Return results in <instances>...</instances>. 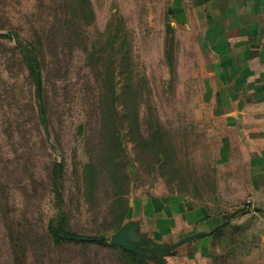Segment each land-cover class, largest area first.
I'll list each match as a JSON object with an SVG mask.
<instances>
[{"label":"rangeland","instance_id":"rangeland-1","mask_svg":"<svg viewBox=\"0 0 264 264\" xmlns=\"http://www.w3.org/2000/svg\"><path fill=\"white\" fill-rule=\"evenodd\" d=\"M89 5L0 0V264H132L109 237L135 223L164 246L225 224L172 250L165 264H264V212L251 201L242 153L208 106L196 33L178 23L171 0ZM19 43L32 44L35 74ZM87 163L95 167L92 194ZM57 165L65 230L110 246L55 240ZM119 193L130 206L123 220ZM165 195L185 196L202 217L154 235L132 208ZM135 254L138 264H160V256Z\"/></svg>","mask_w":264,"mask_h":264},{"label":"crops","instance_id":"crops-1","mask_svg":"<svg viewBox=\"0 0 264 264\" xmlns=\"http://www.w3.org/2000/svg\"><path fill=\"white\" fill-rule=\"evenodd\" d=\"M171 1L178 23L196 33L208 106L228 144L242 153L251 201L264 212V0ZM132 213L156 236L202 217L183 195L146 198Z\"/></svg>","mask_w":264,"mask_h":264},{"label":"trees","instance_id":"trees-1","mask_svg":"<svg viewBox=\"0 0 264 264\" xmlns=\"http://www.w3.org/2000/svg\"><path fill=\"white\" fill-rule=\"evenodd\" d=\"M79 2L82 5H84L85 10H89V8H90L89 0H79ZM167 31H168V44L173 43L175 40V38H174L175 30H174L173 26L171 25V23H169V22L167 23ZM19 46H20L21 50L26 54V58L30 64L32 70H33V74H35L34 69H33V61L36 58H35L34 48H33L32 44L29 43L27 45H23V44L19 43ZM166 54H167L168 59H169V55H171V52H169V47L167 48ZM170 60H171V58H170ZM170 63H171L170 65L172 66V62H170ZM35 79L37 81V84H39V81L37 80L36 76H35ZM39 87H40V90H42L41 84H39V86H38V92H39ZM109 103L113 107V110L117 111L116 106H115V104H116V88L114 86H113V93L111 95V101ZM40 113L42 114V118L45 121L46 111H45V107L43 106V104L40 106ZM112 137L119 139L120 135L118 133L113 132ZM54 176H55L56 194L58 197L59 205L61 207H60L59 214L55 219L56 222L51 225V231L55 237V240L57 242H60V241H64V239L59 237L57 235V233L58 234L73 235V236H77V235L71 234L65 230V228H66L65 227L66 226V213L62 208L63 196H62V192H61V179L62 178H61L60 165H57ZM94 178H95V167L92 163H87L85 165L84 179H85L87 192L90 194L93 193V185H94V180H95ZM125 194H127V193H119L116 196L117 199L124 204L121 208V211L118 214L119 220H123V218H125L127 216L128 212L130 210L129 203L124 196ZM85 238H87V239L83 240V241H78V242H80V243L106 244L109 246L111 245L108 242V239L106 237L94 236V237H85ZM71 241H75V240H71ZM112 246L118 247L122 251H124L128 255H130L132 264H138L139 260H138L137 255L134 252L128 251V250H126L120 246H117V245H112Z\"/></svg>","mask_w":264,"mask_h":264},{"label":"water","instance_id":"water-1","mask_svg":"<svg viewBox=\"0 0 264 264\" xmlns=\"http://www.w3.org/2000/svg\"><path fill=\"white\" fill-rule=\"evenodd\" d=\"M36 74L38 80L40 81V72L38 69V65L36 64ZM225 224L219 225L214 228L210 232H195L191 235H188L177 242L169 245L164 246L161 243H152L149 242L146 238V233H138L137 229L140 226L138 223L130 224L122 227L118 232L112 234L109 237V241L112 244L121 246L127 250L133 251L138 254L140 259L143 257L148 256H160V264H165V255L170 253L172 250L200 237L208 236L213 232H216L220 228H222ZM57 235L63 239L68 240H76V241H83L87 238L82 236H73V235H66V234H58Z\"/></svg>","mask_w":264,"mask_h":264}]
</instances>
